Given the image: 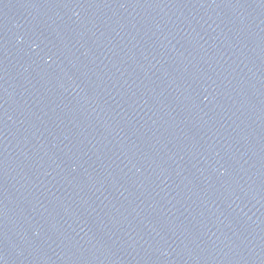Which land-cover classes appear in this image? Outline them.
I'll list each match as a JSON object with an SVG mask.
<instances>
[{"label": "water", "instance_id": "1", "mask_svg": "<svg viewBox=\"0 0 264 264\" xmlns=\"http://www.w3.org/2000/svg\"><path fill=\"white\" fill-rule=\"evenodd\" d=\"M0 264H264V0H0Z\"/></svg>", "mask_w": 264, "mask_h": 264}]
</instances>
